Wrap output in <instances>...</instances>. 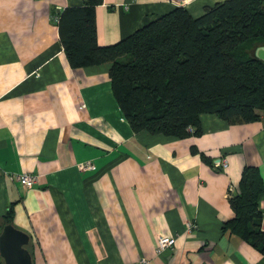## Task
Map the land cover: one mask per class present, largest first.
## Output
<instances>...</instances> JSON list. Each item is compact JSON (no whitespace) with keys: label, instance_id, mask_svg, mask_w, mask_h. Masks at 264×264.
<instances>
[{"label":"crops","instance_id":"obj_1","mask_svg":"<svg viewBox=\"0 0 264 264\" xmlns=\"http://www.w3.org/2000/svg\"><path fill=\"white\" fill-rule=\"evenodd\" d=\"M222 1L103 0L97 43L114 44L174 7L198 17ZM80 4L0 0V217L13 202L33 264H264L222 230L246 166L261 176L264 229V118L204 113L201 133L184 138L133 131L109 63L72 67L63 51L54 14ZM20 173L35 183L19 184ZM161 235L176 241L156 253Z\"/></svg>","mask_w":264,"mask_h":264},{"label":"trees","instance_id":"obj_2","mask_svg":"<svg viewBox=\"0 0 264 264\" xmlns=\"http://www.w3.org/2000/svg\"><path fill=\"white\" fill-rule=\"evenodd\" d=\"M80 1L54 14L63 51L72 67L109 63L113 94L133 131L184 138L201 133L204 113L228 123L264 118V60L254 54L264 46V0L217 2L198 17L174 7L110 45L96 38L103 0ZM261 193L258 168L244 167L222 230L264 255ZM13 205L0 231L13 224Z\"/></svg>","mask_w":264,"mask_h":264},{"label":"water","instance_id":"obj_3","mask_svg":"<svg viewBox=\"0 0 264 264\" xmlns=\"http://www.w3.org/2000/svg\"><path fill=\"white\" fill-rule=\"evenodd\" d=\"M257 58L264 60V46L254 50ZM29 236L13 224H5L0 231V257L4 264H33L27 245Z\"/></svg>","mask_w":264,"mask_h":264},{"label":"built area","instance_id":"obj_4","mask_svg":"<svg viewBox=\"0 0 264 264\" xmlns=\"http://www.w3.org/2000/svg\"><path fill=\"white\" fill-rule=\"evenodd\" d=\"M57 17L55 16V19ZM189 130H191L189 128ZM92 165L87 162L84 163L82 165H80L81 168H90ZM226 166V161L225 160H220L217 164L216 167L223 169ZM15 180L26 187H31L35 181H36V176L30 173H20L15 177ZM176 241V238L174 236H170V235H161L159 237H157L156 239V253H159L167 248L172 249V247L174 246ZM142 262H144V260L142 259Z\"/></svg>","mask_w":264,"mask_h":264}]
</instances>
